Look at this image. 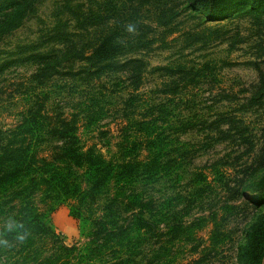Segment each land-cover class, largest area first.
<instances>
[{
    "label": "rangeland",
    "instance_id": "374dc122",
    "mask_svg": "<svg viewBox=\"0 0 264 264\" xmlns=\"http://www.w3.org/2000/svg\"><path fill=\"white\" fill-rule=\"evenodd\" d=\"M12 1L0 0V138L17 126L27 108L25 100L32 97L39 105L48 104L52 116L74 120L82 144H94L110 157L124 137L144 143V135L131 129L127 118L144 119L145 105H165L173 123L167 132L172 176L157 185L139 184L134 192L141 194L143 205L154 202V214L159 204L167 208L156 217L158 230L143 231V247L132 260L241 264L238 249L264 212V199L247 189L264 177V107L258 103L264 92V30L258 34L249 17L233 18L209 24L224 26L223 40L200 41L193 35L203 30L202 21L192 18L185 0L148 6L139 0H19L21 6L14 10L6 5ZM70 8L80 10L85 19L99 15L107 27L122 31L131 48L127 58L144 63L138 90L120 71L100 79L66 75L70 70L79 73L78 56L101 33L99 28L80 29ZM138 41L148 47L140 49ZM38 56H49L48 65ZM177 65L199 70V75L181 78L175 89L160 68ZM114 196L112 190L93 205L96 217L104 215L106 200ZM169 200L172 205H167ZM72 205H60L50 215L48 223L58 238L44 237L46 254L61 245L80 249L89 241L93 227L71 217ZM140 210L125 200L113 213L119 225L131 226L126 219ZM4 212L0 228L12 224L8 206ZM144 214L153 221L151 213ZM176 223L179 230L172 227Z\"/></svg>",
    "mask_w": 264,
    "mask_h": 264
},
{
    "label": "trees",
    "instance_id": "16d2710c",
    "mask_svg": "<svg viewBox=\"0 0 264 264\" xmlns=\"http://www.w3.org/2000/svg\"><path fill=\"white\" fill-rule=\"evenodd\" d=\"M139 1L143 6L160 2ZM20 4L15 0L6 5L14 10L19 9ZM184 4L186 10L192 12L193 19L202 21L203 30L193 35L200 41L207 37L223 40L227 34L223 31L221 34L224 26L209 24L233 18L249 17L252 27L259 30L258 34L264 30V0H185ZM69 12L76 18L80 29L99 28L101 33L92 47L78 56L82 65L79 73L70 70L66 75L100 79L120 71L129 75L138 90L144 63L140 59L127 58L131 48L128 49V41L121 37L122 31L107 27L99 15L93 14L85 19L80 10L70 8ZM102 26L107 28L103 30ZM143 45L142 41L137 42L140 49L148 47ZM50 59L49 56H38L43 63L46 60V65ZM160 70L167 73L175 89L181 78L190 74L198 76L200 72L182 65ZM201 73H205V68ZM260 79L264 88L262 73ZM258 103L259 107H264V92L259 94ZM25 105L27 108L17 126L0 138V215H4L8 206L12 219L11 226L0 228V264H134L132 259L143 247V231L158 230L160 220L156 217L167 208L165 203L159 204V213L154 214V202L143 205L141 194L134 192L139 184L157 185L172 176L174 162L169 151L172 141H169L167 132L173 129V123L167 117L165 105H145L144 119L127 118L131 129L144 135V143L143 139L137 141L124 137L110 157L94 144H82L75 121L52 116L47 110L48 104L39 105L30 97L25 100ZM142 152H146L144 159ZM247 189L262 201L264 177ZM112 190L115 196L106 200L104 215L96 217L93 205ZM121 197L122 201L119 200ZM125 200L141 209L126 219L132 221L131 226L119 225L117 213H113L114 206L122 205ZM171 200L167 205H172ZM69 202H73L71 217L82 226L93 227L89 241L80 249L61 245L59 251L46 254L44 237L58 238L48 223L49 217L56 207ZM144 211L151 213L153 221ZM179 225L176 223L172 227L179 230ZM107 255L111 258L108 259ZM238 260L241 264H264V212L246 231V241L238 249Z\"/></svg>",
    "mask_w": 264,
    "mask_h": 264
}]
</instances>
